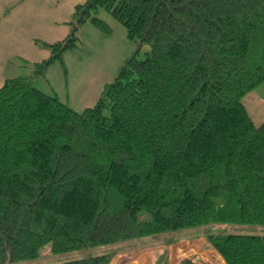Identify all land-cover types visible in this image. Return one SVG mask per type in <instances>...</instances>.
<instances>
[{"label": "trees", "instance_id": "trees-1", "mask_svg": "<svg viewBox=\"0 0 264 264\" xmlns=\"http://www.w3.org/2000/svg\"><path fill=\"white\" fill-rule=\"evenodd\" d=\"M98 8L150 49L76 111L32 79L77 48ZM69 24L0 86V264L47 245L101 249L52 264H109L107 247L204 227L226 264H264V233L240 231L264 227V120L242 101L264 81V0H85Z\"/></svg>", "mask_w": 264, "mask_h": 264}, {"label": "rangeland", "instance_id": "rangeland-1", "mask_svg": "<svg viewBox=\"0 0 264 264\" xmlns=\"http://www.w3.org/2000/svg\"><path fill=\"white\" fill-rule=\"evenodd\" d=\"M83 1L85 0H0V86L5 79L28 76L34 61L48 57V50L36 41L56 42L66 37L71 30L69 22L74 7ZM91 17L106 23L109 32L96 27L91 22ZM76 36L77 48L64 52L63 63L55 61L50 64L44 75L32 79V85L44 93L56 94L74 110L82 111L95 104L104 84L113 80L128 57L134 54L137 60H142L150 46L141 45L137 39L129 38L125 27L103 8H98L89 15L77 30ZM242 101L253 123L260 125L264 120V81L248 92ZM209 228L178 231L161 238H152L148 241L150 245L145 247H152L157 243L167 245L181 238L199 237L194 232L202 234V231L207 232ZM228 228L225 231L229 230ZM240 231L264 233V227H245ZM138 243L128 244L138 245L139 248L146 244ZM118 246L107 247L104 251L117 252L126 245ZM100 250L92 248L89 251L79 250L53 255L47 245L41 249L39 258L10 264L62 263L88 257L99 253ZM196 250L186 258H192L196 264H226L207 243Z\"/></svg>", "mask_w": 264, "mask_h": 264}, {"label": "crops", "instance_id": "crops-1", "mask_svg": "<svg viewBox=\"0 0 264 264\" xmlns=\"http://www.w3.org/2000/svg\"><path fill=\"white\" fill-rule=\"evenodd\" d=\"M158 238H161V236ZM206 243L205 237L199 236L192 239L181 238L176 242L167 243V245L157 243L152 247L139 248L138 245L128 244L129 246L117 251L109 264H179L184 258L191 256L197 248H202Z\"/></svg>", "mask_w": 264, "mask_h": 264}]
</instances>
